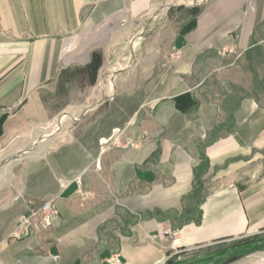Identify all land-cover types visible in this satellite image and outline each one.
Wrapping results in <instances>:
<instances>
[{
    "label": "crops",
    "instance_id": "crops-1",
    "mask_svg": "<svg viewBox=\"0 0 264 264\" xmlns=\"http://www.w3.org/2000/svg\"><path fill=\"white\" fill-rule=\"evenodd\" d=\"M155 1L0 0V141L80 97ZM194 4L164 63L7 180L0 264H264V0ZM48 200L52 226L13 238Z\"/></svg>",
    "mask_w": 264,
    "mask_h": 264
},
{
    "label": "rangeland",
    "instance_id": "rangeland-1",
    "mask_svg": "<svg viewBox=\"0 0 264 264\" xmlns=\"http://www.w3.org/2000/svg\"><path fill=\"white\" fill-rule=\"evenodd\" d=\"M158 1L160 0H156L154 3H158ZM161 1L166 7L165 9L155 11V9H152L154 8L153 6L146 14L140 18L126 21L125 25L117 30L114 40L104 53V57L98 58L95 62L98 65L96 76H85L83 78L85 91L81 96L69 94L67 97L66 95L67 101H72L71 105L67 108L55 110L58 113L55 116H50L42 123L51 122L60 113L68 109L83 107L100 100L103 102L95 109L88 111L83 118L73 120L67 127L59 131L55 129L57 124L47 128L39 138L34 139L31 148L46 143L51 137H53L51 147L64 141L89 122V119L115 93V91L113 93V89L117 90L125 82H140L147 72L167 60L176 33L190 19L192 11L197 8V4H190L188 0ZM108 71H112L114 74V85L111 83V77L106 76L102 80V87H100L101 75ZM37 123L19 118L18 124L15 127L13 126L0 141V155L11 150L22 138L28 137L33 126ZM29 160H23L21 165ZM21 165L17 169L16 174L21 170ZM9 183L7 180L2 182L0 196L3 188L8 187ZM258 240H264V236L258 237Z\"/></svg>",
    "mask_w": 264,
    "mask_h": 264
},
{
    "label": "bare ground",
    "instance_id": "bare-ground-1",
    "mask_svg": "<svg viewBox=\"0 0 264 264\" xmlns=\"http://www.w3.org/2000/svg\"><path fill=\"white\" fill-rule=\"evenodd\" d=\"M202 0H188L190 4L198 3ZM182 2V1H181ZM166 4V1H165ZM170 7V6H169ZM166 7L162 4V1H158V3H154V8L160 11L165 9ZM167 10V9H166ZM158 14V13H157ZM152 16V15H151ZM156 16V15H155ZM158 17V16H157ZM110 76L111 77V83L114 85V74L112 71H108L105 74L101 75V79L99 81L100 87H102V80L104 77ZM112 87V85H111ZM101 89V88H100ZM115 89H113L114 91ZM102 92V91H101ZM103 101H97L93 104L86 105L79 108H73L69 109L65 112H62L59 114L55 119H53L49 123L44 124H38L34 127V129L29 133L30 135L26 138H22L17 142L15 146L11 150H8L6 153L0 155V185L4 180H10L12 179L17 169L20 167L21 162L25 159H32L36 156L42 155L43 152L51 146V137L46 143L41 144L40 146H37L35 148H31V144L34 141V139H37L41 136V134L49 127L53 126L54 124L57 126L55 127L56 130H61L65 127H67L73 120L79 119L83 117L88 111L95 109L97 106H99Z\"/></svg>",
    "mask_w": 264,
    "mask_h": 264
},
{
    "label": "built area",
    "instance_id": "built-area-1",
    "mask_svg": "<svg viewBox=\"0 0 264 264\" xmlns=\"http://www.w3.org/2000/svg\"><path fill=\"white\" fill-rule=\"evenodd\" d=\"M57 215L58 208L55 200H48L39 206H32L27 214L20 216L18 226L12 233V237L18 239L48 229L52 226L53 219ZM169 260L170 257H167L158 264H166ZM106 261L108 264H122L120 254H114Z\"/></svg>",
    "mask_w": 264,
    "mask_h": 264
}]
</instances>
